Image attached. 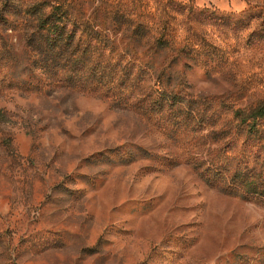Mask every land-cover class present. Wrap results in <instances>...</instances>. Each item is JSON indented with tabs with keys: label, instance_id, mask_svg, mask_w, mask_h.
Listing matches in <instances>:
<instances>
[{
	"label": "rangeland",
	"instance_id": "374dc122",
	"mask_svg": "<svg viewBox=\"0 0 264 264\" xmlns=\"http://www.w3.org/2000/svg\"><path fill=\"white\" fill-rule=\"evenodd\" d=\"M129 1L0 0V264H264V205L207 187L181 161L166 166L178 152L139 115L31 69L30 6L63 4L107 26L105 10ZM191 2L264 16V0ZM260 17L235 39L210 30L226 53L219 67L169 54L155 69L199 98L254 106L264 101V42L245 39Z\"/></svg>",
	"mask_w": 264,
	"mask_h": 264
},
{
	"label": "trees",
	"instance_id": "16d2710c",
	"mask_svg": "<svg viewBox=\"0 0 264 264\" xmlns=\"http://www.w3.org/2000/svg\"><path fill=\"white\" fill-rule=\"evenodd\" d=\"M136 2L105 10L107 26L77 19L63 4L30 6L26 13L35 23L24 45L31 69L54 86L139 115L178 152L164 157L166 166L181 161L207 187L264 205V101L236 107L221 98H199L180 81L172 84L166 69H155V58L169 54L170 63L183 59L219 67L226 53L210 39V30L235 39L260 14H219L196 8L191 0H152V7ZM260 18L247 44L252 38L264 42ZM110 32L127 35V42Z\"/></svg>",
	"mask_w": 264,
	"mask_h": 264
}]
</instances>
